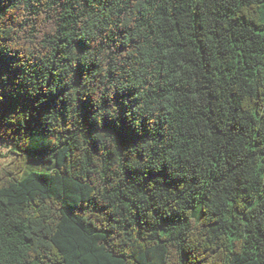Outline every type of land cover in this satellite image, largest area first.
I'll use <instances>...</instances> for the list:
<instances>
[{"label": "trees", "instance_id": "1", "mask_svg": "<svg viewBox=\"0 0 264 264\" xmlns=\"http://www.w3.org/2000/svg\"><path fill=\"white\" fill-rule=\"evenodd\" d=\"M0 140V264H264V0H0Z\"/></svg>", "mask_w": 264, "mask_h": 264}, {"label": "rangeland", "instance_id": "2", "mask_svg": "<svg viewBox=\"0 0 264 264\" xmlns=\"http://www.w3.org/2000/svg\"><path fill=\"white\" fill-rule=\"evenodd\" d=\"M12 146L13 145L8 141L0 140V167L11 161V158L14 155L11 150ZM54 167V163L41 162L37 160L29 161L24 171L22 172V176H25L32 170L50 171Z\"/></svg>", "mask_w": 264, "mask_h": 264}]
</instances>
